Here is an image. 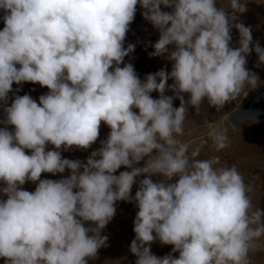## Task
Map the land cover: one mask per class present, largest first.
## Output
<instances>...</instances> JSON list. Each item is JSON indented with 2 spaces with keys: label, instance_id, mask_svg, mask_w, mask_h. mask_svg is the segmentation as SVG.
Masks as SVG:
<instances>
[{
  "label": "clouds",
  "instance_id": "9594fccd",
  "mask_svg": "<svg viewBox=\"0 0 264 264\" xmlns=\"http://www.w3.org/2000/svg\"><path fill=\"white\" fill-rule=\"evenodd\" d=\"M246 3L228 0L229 12L218 0H0V102L7 105L13 83L49 89L39 105L28 94L15 95L0 120L14 126L0 128L5 264H88L107 246L101 233L118 201L139 209L130 245L135 264H251L250 254L264 248V208L254 205L253 186L235 165H222L218 156L201 159L200 148L189 155V144L178 139L189 106L198 112L206 101L219 110L261 86L247 57L254 51L260 68L264 47L253 42L250 26L235 22ZM138 4L159 30L149 56L167 54L172 65L143 80L124 62L135 49L125 47V39ZM233 28L238 47L231 46ZM166 87L173 95L165 94ZM102 121L111 131L86 163L62 158V146L90 148ZM206 128L216 151L228 147L223 121ZM48 144L56 150H46ZM142 160L144 166H137ZM121 166L131 171L115 175ZM66 169L67 178L41 179ZM26 181H38L34 192L23 189ZM156 240L173 245L172 251L151 254Z\"/></svg>",
  "mask_w": 264,
  "mask_h": 264
},
{
  "label": "rangeland",
  "instance_id": "374dc122",
  "mask_svg": "<svg viewBox=\"0 0 264 264\" xmlns=\"http://www.w3.org/2000/svg\"><path fill=\"white\" fill-rule=\"evenodd\" d=\"M218 6L228 9V0H218ZM247 11L245 13H237L238 20L235 22H242L245 26H250L252 29L253 42L259 41L261 47H264V0H247ZM162 11H171L170 8L161 5ZM144 9L137 5L136 15L133 22L129 25V31L126 33L125 47L131 43L135 45V49L129 56L125 57V63H132L135 71L137 72L141 80L149 73H155L161 68L166 71H171V62L164 57L149 56V53L154 52L152 44L159 39V30L156 29L151 22L145 20L142 16ZM231 12L230 9H228ZM3 13L0 12V16ZM4 22L0 19V30H3ZM239 32L235 28L232 30V45L238 47ZM172 46H169L171 50ZM258 57L253 51L247 57V67L256 72L260 80L262 81L259 90L264 85V65L260 68H256L254 65L257 63ZM121 67L124 65L121 64ZM17 68L20 65H16ZM112 69H110L111 71ZM172 81H168L170 86ZM12 92L8 94L7 105L0 102V120H4L5 113L4 107L11 106L15 95L23 96L25 94L30 95L39 105V97L49 92L46 86H41L39 83L23 82L20 85L13 83ZM19 89V91H17ZM254 91L245 89V92L241 94L237 101L231 104H226L222 109H215L210 107L205 101L200 105L197 112L191 106L188 107L186 118L184 121V134L178 139L182 142L189 144V155L195 148H200V158L205 159L212 156H218L222 165L232 166L235 165L238 171L243 175L245 182L253 186L254 191L250 194L255 206L264 208V119L263 120H248L242 122L239 126H234L230 121L232 112L244 103L248 97H250ZM166 95H173L170 91V87L165 89ZM152 98L159 97L158 92H153ZM185 100L188 99V94H184ZM174 107H180V100L176 99L173 102ZM138 113V109H133ZM223 121L225 126L229 127L228 132V147L221 151H216L211 140L207 138L206 125L209 122ZM7 127L9 131L14 130L13 125H4L0 123V128ZM110 128L102 121L99 130V136L95 143L88 149H77L75 146L69 151H63L61 148L62 158L71 160H81L85 163L87 158L91 155L92 151H95L101 147L100 141L106 140L110 133ZM46 150H56L54 145L48 144ZM26 154H31V150L25 149ZM147 159V157H145ZM137 166H144V161L139 162ZM122 171H131V169L121 166L117 170L115 175H119ZM70 175V170L66 169L64 173H57L55 175L51 173H42L41 179L60 180L67 178ZM145 176H140L137 179V183L133 185L132 195L138 190V181L144 179ZM155 182L160 179L159 176L151 177ZM37 182L26 181L22 186L24 190L34 192ZM6 186L0 181V187ZM7 197L0 193V199H6ZM116 213L113 219L102 230V235L108 237L107 246L98 250L95 259H88V264H135L137 257L131 253L130 245L135 238L133 231L136 213L138 208L135 203H129L125 201H118L115 204ZM85 227L93 226L92 222H85ZM155 235V233H154ZM264 239V238H262ZM173 245H162L159 240L151 243V254L157 257H163L172 251ZM173 256L178 258L179 253H173ZM251 264H264V248L259 251L250 254ZM0 264H5V258H0Z\"/></svg>",
  "mask_w": 264,
  "mask_h": 264
},
{
  "label": "water",
  "instance_id": "95a60500",
  "mask_svg": "<svg viewBox=\"0 0 264 264\" xmlns=\"http://www.w3.org/2000/svg\"><path fill=\"white\" fill-rule=\"evenodd\" d=\"M259 115L254 120L264 119V85L254 92L248 99L237 107L230 116V121L234 126H239L242 122L248 121L243 119L244 113H256Z\"/></svg>",
  "mask_w": 264,
  "mask_h": 264
}]
</instances>
